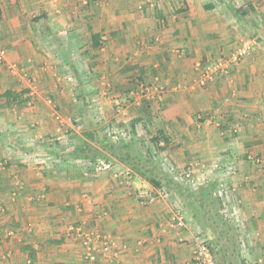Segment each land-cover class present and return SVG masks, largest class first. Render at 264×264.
Here are the masks:
<instances>
[{"label": "crops", "instance_id": "crops-1", "mask_svg": "<svg viewBox=\"0 0 264 264\" xmlns=\"http://www.w3.org/2000/svg\"><path fill=\"white\" fill-rule=\"evenodd\" d=\"M263 23L261 0H0V264H193L210 200L237 210L264 264ZM247 37L245 58L197 84ZM144 83L160 91L139 97ZM127 125L167 139L175 186L85 169Z\"/></svg>", "mask_w": 264, "mask_h": 264}, {"label": "rangeland", "instance_id": "rangeland-1", "mask_svg": "<svg viewBox=\"0 0 264 264\" xmlns=\"http://www.w3.org/2000/svg\"><path fill=\"white\" fill-rule=\"evenodd\" d=\"M261 27L262 29H264V25H262ZM247 39H250V38L247 37L244 39V41H248ZM244 41L240 43L232 52H234L239 46H241V44H243ZM231 53H229L226 56H223L222 59H219L216 64L210 67L211 71H209L208 73H206L208 69L204 72H201L202 74L199 72V75L196 78L197 84H199L200 86H204L207 81L212 79V77L214 76L213 74L215 72H217L218 70H221L223 71V73H226L232 67V64L236 63L237 61H240L242 58H245V56L249 54L248 52L244 57L237 60L236 62H231V61L229 62ZM219 63L223 65L225 64L227 65V67L225 69H221V67L219 66ZM210 74L211 76L208 77ZM199 77L204 78L203 83L200 82ZM128 131H129L128 125L126 129L122 128V131H120V135L122 136H118V134L117 136H115L114 131H109L108 136H105L106 141H103V144L99 143L98 145L101 147L103 146V149L109 155L101 156L102 158H99L98 160H105V161L111 162L112 165H115V162H113L114 159L112 158L113 156L118 157V158L119 157L125 158L126 160H128V163H130L131 169L128 168L130 171L132 170L136 171V169L139 170L141 168L145 171L148 170L149 171L148 174H150V176H153L157 181L161 182L160 190L163 188H171V186H175V182L177 179L176 177L178 176V178H180L184 174L183 172H180V170H178L176 167L172 168L168 166V162L165 160V156L163 157L162 155H160V152L162 153V151L160 150V148L162 147L161 140H164V138L159 137L160 139L154 140L152 139L153 137L156 136V133H154L152 134V136H149V137L144 136V138L136 140L133 137H129L130 134L128 133ZM139 131H140V128H139ZM85 146L87 148V151L83 152L85 156H90V157L96 156L98 155V152H100L99 148L97 147V141L96 142L93 141L90 145H85ZM98 160L93 159L92 162L95 163ZM92 166H93V163L90 166L85 167V169H87L88 171L94 170ZM231 168H232L231 171H233V167ZM216 169H219V167L217 166L214 167L212 171L214 172ZM231 171L226 173V175L231 173ZM104 172L113 173V169L110 171H104ZM194 185H192V187ZM218 187L219 189L216 191V196H218L219 194L225 195V192H223V187L222 186H218ZM155 195H158V192L156 190H155ZM225 202H227V200H225ZM208 208L209 210H212L210 211V213L212 214H206L204 216L201 231L205 233L207 237V239H204V240L211 241L217 263L218 264H257L256 261L254 260L251 261V259L253 258L251 256L255 253L252 252L251 254V250H249V248L244 246L242 244L243 241H241L240 239V231H239V225H238L240 222V216L239 214H237V210L235 208H232L233 214L231 213V211L229 212V214L218 212L217 203L214 200L209 201ZM213 230L218 231L216 235H218V239H220V236L222 237V240H223L222 243L218 244L215 237L213 238L210 237L209 233H211V231L213 233Z\"/></svg>", "mask_w": 264, "mask_h": 264}, {"label": "built area", "instance_id": "built-area-1", "mask_svg": "<svg viewBox=\"0 0 264 264\" xmlns=\"http://www.w3.org/2000/svg\"><path fill=\"white\" fill-rule=\"evenodd\" d=\"M261 1L264 2V0H261ZM250 48H251L250 41H244V43L241 44V46H239L234 52L231 53L229 62L230 61L236 62L237 60L241 59L249 52ZM5 54H6L5 49L0 46V61L4 58ZM219 66L221 67V69H225L227 67V65L225 64L223 65L221 63H219ZM209 71H211V68H208V71L206 73H208ZM200 82L203 83L204 78H200ZM159 89H158V86L153 85V84H145V83L140 84L137 95L141 97H146L148 95H151L152 92L153 93L157 92ZM216 166L218 165L215 164V167ZM116 167L117 166L112 165L111 162H108L105 160H98L92 166V168L97 171H110L113 169V171H115L116 174L118 173L121 176H123L127 182L133 179L134 176L128 168L126 167L116 168ZM231 169L232 168L228 166L227 172L231 171ZM185 178L189 180L191 178L190 174L186 173ZM137 197L139 201L142 203H150L155 199L156 196L154 193L149 191L147 186L141 185L137 190ZM182 221H183V217L179 216L178 217L179 224H182ZM90 242H91V239L87 237H85L83 240V244L89 249L91 248L89 244ZM102 250L104 254H106L108 257L112 255L111 247L107 242L103 243ZM192 263L193 264H218L215 254H214L213 247L208 241H205V240L196 241L194 248H193V252H192ZM118 264H123V263L118 262ZM258 264H262L261 260L258 261Z\"/></svg>", "mask_w": 264, "mask_h": 264}, {"label": "trees", "instance_id": "trees-1", "mask_svg": "<svg viewBox=\"0 0 264 264\" xmlns=\"http://www.w3.org/2000/svg\"><path fill=\"white\" fill-rule=\"evenodd\" d=\"M159 137H161V135H159V133H157V135L155 137H153L152 139L154 140H158L160 139ZM165 143H167V139L164 138V146L165 147ZM133 166V165H132ZM131 169V168H130ZM135 171V170H134ZM134 171L132 170V174L135 176V173ZM136 172L140 173L146 180L147 182L153 187V188H157V189H160V185H161V182L157 181L153 176H150L149 171L148 170H143L142 168L141 169H136ZM163 183V182H162Z\"/></svg>", "mask_w": 264, "mask_h": 264}]
</instances>
